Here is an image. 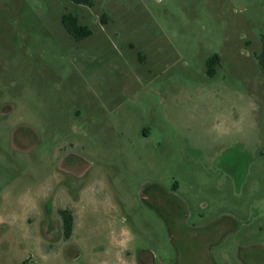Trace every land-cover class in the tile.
Returning a JSON list of instances; mask_svg holds the SVG:
<instances>
[{
    "label": "rangeland",
    "instance_id": "obj_1",
    "mask_svg": "<svg viewBox=\"0 0 264 264\" xmlns=\"http://www.w3.org/2000/svg\"><path fill=\"white\" fill-rule=\"evenodd\" d=\"M263 50L264 0H0V264H264Z\"/></svg>",
    "mask_w": 264,
    "mask_h": 264
},
{
    "label": "trees",
    "instance_id": "obj_2",
    "mask_svg": "<svg viewBox=\"0 0 264 264\" xmlns=\"http://www.w3.org/2000/svg\"><path fill=\"white\" fill-rule=\"evenodd\" d=\"M76 4H89L90 0H72ZM63 23L65 24L67 30L77 39H83L84 37L88 36L91 31L85 25H81L79 20L76 16L72 14L65 13L63 15ZM262 62L264 64V50L262 52ZM220 62V56L218 54L213 55L208 60V67L210 70V75H214L216 68L215 65ZM62 218H63V225L65 231V237L68 239L71 237L74 229V221L75 218L73 214L70 213L69 210H61L60 211Z\"/></svg>",
    "mask_w": 264,
    "mask_h": 264
},
{
    "label": "crops",
    "instance_id": "obj_3",
    "mask_svg": "<svg viewBox=\"0 0 264 264\" xmlns=\"http://www.w3.org/2000/svg\"><path fill=\"white\" fill-rule=\"evenodd\" d=\"M255 246H256V247H260V245H253L252 247H255Z\"/></svg>",
    "mask_w": 264,
    "mask_h": 264
}]
</instances>
